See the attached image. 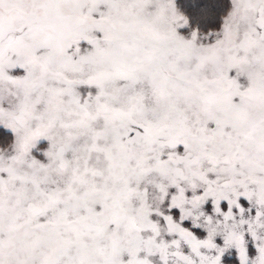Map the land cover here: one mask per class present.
Returning a JSON list of instances; mask_svg holds the SVG:
<instances>
[{"label": "snow or ice", "instance_id": "1", "mask_svg": "<svg viewBox=\"0 0 264 264\" xmlns=\"http://www.w3.org/2000/svg\"><path fill=\"white\" fill-rule=\"evenodd\" d=\"M0 264H264V0H0Z\"/></svg>", "mask_w": 264, "mask_h": 264}]
</instances>
